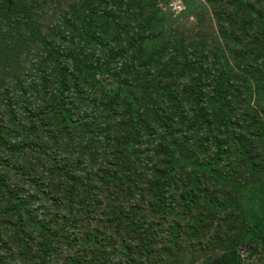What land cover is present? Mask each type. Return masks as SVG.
<instances>
[{"label":"trees","instance_id":"1","mask_svg":"<svg viewBox=\"0 0 264 264\" xmlns=\"http://www.w3.org/2000/svg\"><path fill=\"white\" fill-rule=\"evenodd\" d=\"M18 1L0 0L2 44L13 38L21 45L23 34L38 35L24 29L28 19L3 14L4 4ZM135 1L139 0H76L66 5L57 23H64L70 32L64 40L71 37V53L52 39H38L43 65L48 61L43 56L52 63L62 62L71 78L79 67L77 89L85 116L75 121L73 94L62 95L55 113L45 117L52 116L53 121L66 115L65 125L56 130L46 123L44 130L54 144L60 139L58 130L73 135L71 155L61 162L60 183L70 184L66 197L78 192L92 200H108L93 207L104 211L96 226L106 232L100 229L102 237L70 234L62 240L37 216L35 226L45 241L29 235L17 254L10 250L11 257L6 258L0 253V264H264V0H229L227 11H235L241 27L228 33L224 48L216 47L213 56L195 47L175 22L195 15L198 25L204 26L206 8L216 9L215 0H207L208 5L201 0L185 2L181 15L170 16L156 11L163 0H151L149 11L155 10L158 18L147 16L143 0ZM214 14L220 23L226 19L220 12ZM15 49L6 45L9 56ZM88 53L100 61L85 60ZM205 68L213 74L208 71L197 79ZM15 79L26 81L21 72ZM65 81L57 89L64 88ZM121 105L129 134H119L116 153L89 156L106 142L98 123L109 124ZM235 106L243 107V112ZM245 107L253 114H247ZM146 120L157 130L155 157L142 155L143 150L150 152L151 145L138 155L151 136L142 128ZM12 123L24 137L21 123ZM12 139L16 140L0 130L4 149L10 150ZM6 150L0 148L3 167L35 190L29 176L39 160L36 154L46 147ZM48 183H43V192ZM0 190L1 199L7 198L10 186ZM13 195L12 211L19 214L26 209L25 201L20 192ZM58 196L52 193L47 199L61 205ZM118 213V224L130 223L125 235L117 228L110 240L118 242L121 254L106 240L107 223ZM78 240L84 247L75 252Z\"/></svg>","mask_w":264,"mask_h":264},{"label":"rangeland","instance_id":"2","mask_svg":"<svg viewBox=\"0 0 264 264\" xmlns=\"http://www.w3.org/2000/svg\"><path fill=\"white\" fill-rule=\"evenodd\" d=\"M74 1L76 0H19L15 4H4L3 6L2 12L4 15L6 14L9 18L11 16L13 18L16 17L20 20L28 19L29 21L25 24L24 29H32L37 32L38 35L36 38H32L25 37V34H23L24 38H21L23 41L21 45L19 44L20 46L16 45L11 37H9L11 38L9 44H2L0 41V94H5L3 98L0 96V130H3V134L11 138H16V140L12 139L9 146L10 150L4 149L1 144L0 148L11 152L16 150L23 151L26 148L39 149L44 146L47 149V151H40L36 154L39 160L34 168L35 170L30 173L29 176L31 179L30 181H33L35 184V190L31 189L32 184L25 185L22 180H19L20 178L18 176L9 173L11 170H7L3 167L2 159L4 156L1 157L0 155V186H10L7 198L1 199L3 191L0 190V253H4V257L6 258L11 257L9 255L10 250H13L17 254V251L25 246L31 234H35L39 238L42 237L44 240V233H39L35 226L37 216H41L42 219H39V221H43L45 227L48 229L51 228L62 240L67 239L70 234L79 233V235H81L90 232L95 234V236L102 237V232H106V230L96 226L98 220L104 219V211L95 210L93 207L98 204H105L108 200L105 198L92 200L84 197V195H78V192H75L72 196L68 195L66 197L67 194L65 191L70 184L60 183V169L63 166L61 162L66 161V157L71 155L69 146L71 141H73V135H67L64 134L62 130H58L57 137L60 139H55L56 144H54L50 142L47 136L48 132L44 130L46 123H49L50 126L55 125L56 130L62 129L65 125L66 121H64V117L66 115L61 114L57 116V118L54 117L53 121H51L52 116L49 118L45 117L49 113L50 115L55 113L56 104L59 101L62 103V95L71 97L73 94L72 102L75 107L72 108L75 121L79 119L77 121L79 123L85 116V108L81 102L82 99L80 101L81 93L80 90L77 89V85L81 80L79 67L77 69L74 68L75 72L72 73L73 77L71 78L64 73V69L67 66H64L62 62L55 61V63H52L49 57L43 56L44 59H48L46 65H43L41 43L38 40L39 38L42 40L52 39L62 46L65 53H71V37L67 42L64 40L70 32L65 29V26H63L64 23L58 26L57 21L61 17V11H65L64 8L66 5H71ZM139 1L135 2L141 3V0ZM199 1L200 0H163V2L158 4L156 11H162L163 14L167 16L179 14V12L181 15L185 11V2L198 3ZM201 1H203V3L208 2L207 0ZM215 1L216 9L211 6L206 8L205 15L208 22H206L204 26L198 25L195 15L188 18L183 16L179 19V22H175V24L179 26L180 32L186 33L187 36L193 40L195 47L200 49L202 53L208 51L212 56L216 47L224 48L228 33L239 31L241 27L238 23L237 15L234 14L235 11H233V9L227 11L226 7L230 5V1ZM142 2L143 11L145 13L147 12V16L149 18L156 17L155 10L149 11L151 0H143ZM109 8L110 7H108V9ZM215 12H220L226 19H223L221 23L218 22L214 14ZM230 14L234 19L232 17L227 19V15ZM160 16L163 18L162 15ZM225 20L228 22L225 23ZM182 27H186L188 31H185ZM6 45L10 47L13 45L16 46L15 51L10 56L6 51ZM25 46H27V48ZM95 56L96 55L93 53H88L84 59L97 63L99 59ZM216 65V62L213 61L212 67ZM208 71L211 75L213 74L210 68H205L197 75V79H202ZM18 72H21L22 76L25 75V82H20L15 79V75ZM64 81V88L57 89ZM13 101H16V104L19 105L16 114L13 113ZM117 108L118 110L116 113L112 112L110 116L112 121H110L109 124H105L104 122L98 123V127L101 128V133L106 135V142L96 151H93L92 154H88L89 156H96L95 154L97 152H101L102 154L116 153L115 148L120 141V137H118L119 134L120 136L122 135V137L129 134V129L124 124L127 120L125 107L121 105ZM242 108L235 106V109H238L240 112H243L241 110ZM245 111L247 114H253L252 110H248V107H245ZM59 117L63 118L60 120ZM13 120H17L18 123H21V129L25 130L24 137H21V134L16 130L14 123H12L14 122ZM146 121L147 122L144 123L142 128L150 132L151 136L147 143L144 142V144L139 147L138 155L141 153L144 146L151 145L150 152L147 154L146 151L143 150L142 155H151L155 157L159 151V147L155 148V135L157 136V130L152 122L149 120ZM2 122L4 124H1ZM37 122L40 123L37 125L36 129H34L33 127ZM16 135H20V138ZM77 141H74V143ZM76 163L78 162L76 161L73 166L75 168L77 167ZM46 182L49 183L45 192H43L42 185ZM15 191L20 192L21 198L25 201L24 205L26 209H21L19 214H14L12 211V209H14L12 202L16 198L13 197ZM52 193L59 195L57 197L58 202H61L62 206L56 205V203H54V198L51 200L47 199ZM117 217H119V213L112 218L111 224L107 223L110 225V232L106 240H109V244L115 246L117 252L121 254V248L118 242H112L110 240L115 238L117 228H120L121 233L125 235L130 230V223L127 222L120 225L117 223ZM90 219H94V222H91ZM33 227L35 230H31ZM100 229L102 232H100ZM237 229H241V226H237ZM191 235L193 236V233ZM72 247L75 248V242L72 243ZM83 247L82 241L78 240L76 242L75 252L81 250Z\"/></svg>","mask_w":264,"mask_h":264}]
</instances>
